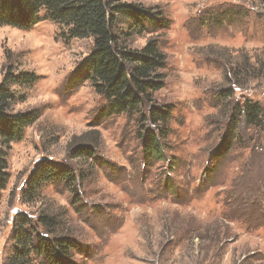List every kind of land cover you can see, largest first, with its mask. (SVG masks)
I'll use <instances>...</instances> for the list:
<instances>
[{
    "label": "rangeland",
    "instance_id": "374dc122",
    "mask_svg": "<svg viewBox=\"0 0 264 264\" xmlns=\"http://www.w3.org/2000/svg\"><path fill=\"white\" fill-rule=\"evenodd\" d=\"M121 1L150 7L168 23L126 41L140 49L155 40L166 56L165 84L155 100L173 110L167 159H145L139 115L109 113L84 78L91 38L67 37L43 11L27 29L0 26V82L10 70L38 77L17 90L22 100L12 111L39 113L21 140L3 149L8 181L0 191V264L12 252L16 213L35 219L44 211L57 214L60 233L75 242L73 264H264V126L240 124L236 143L216 157L233 105L251 99L264 111V71H257L264 63V6L259 0ZM246 60L254 63L248 70ZM222 90L233 93L231 100H221ZM83 145L94 156L73 158ZM40 158L73 169L75 184L53 180L24 204L25 181ZM41 259L34 264H48Z\"/></svg>",
    "mask_w": 264,
    "mask_h": 264
},
{
    "label": "trees",
    "instance_id": "16d2710c",
    "mask_svg": "<svg viewBox=\"0 0 264 264\" xmlns=\"http://www.w3.org/2000/svg\"><path fill=\"white\" fill-rule=\"evenodd\" d=\"M258 2L264 6V0ZM41 11L44 19L64 28L67 37L92 39V49L81 69L84 78L105 98L109 113L136 112L139 115L137 123L144 158L166 161L165 142L170 133L173 110L170 106L157 105L155 100V93L165 84L166 56L155 40H149L140 49L127 47L126 41L145 32L148 26L164 29L168 23L150 7L121 0H0V26L27 29L40 20ZM252 65L254 63L246 60L247 70ZM263 65H259L258 72L264 71ZM37 80V75L32 72L10 70L0 82V191L8 181L7 155L3 149L21 140L25 128L39 118L37 110L12 111L15 102L22 100L17 90L32 86ZM235 81L239 83L237 79ZM232 96L229 90L220 93L224 102ZM228 121L223 144L216 150L219 158L236 143L240 124H245L248 129L263 128L264 111L258 102L244 99L232 106ZM73 151L76 159L94 156L89 145L76 147ZM71 171L73 169L61 168L48 158H40L25 181L22 202L34 203L41 189L53 180L64 181L66 186L75 184L77 177ZM168 189L176 191L173 185ZM35 217L16 213L12 252L7 257V264H34V257L42 258L48 264H73L70 259L75 242L60 233L62 219L46 211Z\"/></svg>",
    "mask_w": 264,
    "mask_h": 264
}]
</instances>
